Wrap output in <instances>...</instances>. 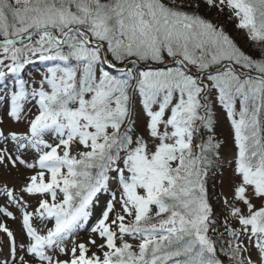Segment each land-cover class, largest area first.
Listing matches in <instances>:
<instances>
[{
	"label": "snow or ice",
	"instance_id": "obj_1",
	"mask_svg": "<svg viewBox=\"0 0 264 264\" xmlns=\"http://www.w3.org/2000/svg\"><path fill=\"white\" fill-rule=\"evenodd\" d=\"M0 264H264V0H0Z\"/></svg>",
	"mask_w": 264,
	"mask_h": 264
}]
</instances>
